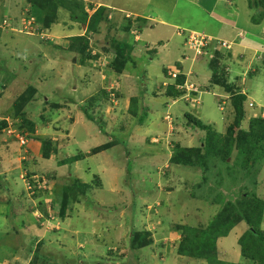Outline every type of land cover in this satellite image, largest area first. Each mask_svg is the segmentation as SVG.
Wrapping results in <instances>:
<instances>
[{
    "label": "rangeland",
    "instance_id": "1",
    "mask_svg": "<svg viewBox=\"0 0 264 264\" xmlns=\"http://www.w3.org/2000/svg\"><path fill=\"white\" fill-rule=\"evenodd\" d=\"M76 1L81 8L49 0L53 15L39 19L26 14L27 0H0V232L9 233L0 236V264H255L239 244L254 227L237 224L217 238L211 221L221 211L232 219L241 193L264 201V159L243 176L237 156L241 171L232 181L218 178L216 153L198 166L171 157L177 145L205 153L206 132L186 113L221 133L235 120L232 96L210 88L214 57L201 53L202 38L205 48L207 39V48L222 41L217 49L235 62L229 80L247 94L243 127L264 115V51L248 64L241 57L246 37L259 40L252 50H264L257 12L264 7H252L254 0ZM160 22L177 26L160 31ZM180 75L186 94L166 104L167 86ZM223 149L220 159L235 163ZM81 183L87 193L62 219L64 188ZM261 219L264 230V212ZM188 229L194 248L184 255Z\"/></svg>",
    "mask_w": 264,
    "mask_h": 264
},
{
    "label": "trees",
    "instance_id": "2",
    "mask_svg": "<svg viewBox=\"0 0 264 264\" xmlns=\"http://www.w3.org/2000/svg\"><path fill=\"white\" fill-rule=\"evenodd\" d=\"M65 4L68 7H71L73 4L77 8H81L82 5L80 2L76 0H64ZM27 3L30 5L29 10L27 11L28 16H35L36 18H41L40 14H47V15H53L52 12L49 10V0H27ZM251 3V2H250ZM251 6L257 7H264V0H254L251 3ZM259 18H264V12L258 11ZM39 14V17L36 15ZM254 23H259L258 19L255 17V15L252 17ZM245 41V50L241 54V57L243 59L242 64H248L249 60L255 58L258 56V54H254V46H258L259 40L255 38V36L246 37ZM220 44L218 43H212L210 48H205L207 54L213 55V61L211 63V70L213 71V81L212 85L213 87H210L211 89H214L218 87V89L221 92H224L226 94H230L232 97V106L235 111V120L233 123L227 128L226 133H221L216 131V129L212 125H208L201 121L200 119L193 117L192 115L186 113V117L192 121L200 130L206 132V136L204 139L205 145V153H202L201 148L202 147H181L180 145H177V147L174 149V154L171 157V162L173 164H179L184 166H198L204 163V159H208V157L216 153L217 156H214L219 160L222 165L218 167V178L223 179L226 175L232 181L235 180L234 174L235 172H240L243 170V176H246L251 168L254 166V163H256L259 159H264V115L259 114L257 116H252L249 120L248 128L246 129L244 126V120L247 117V112L245 110V102L247 101V94L244 93L241 88H238V86L229 80L230 78V70L232 68V64L235 63L234 61L231 62L230 60H233L232 57L230 60H227V58H224V54L222 53V50H218L217 46ZM85 47V46H84ZM264 51L263 49H260L259 52ZM225 52H228L227 54L232 55V51L228 49L225 50ZM87 58H97L98 55H90L89 53L86 54ZM248 57V58H246ZM222 58V60H221ZM117 64V63H116ZM176 84H170L167 86V93L166 96L169 98L166 102V104H169L170 101L173 99H179L184 94H186L185 87L178 88L179 85H183L185 82V77L183 75L178 76ZM106 94V92L104 91ZM228 94V95H229ZM107 95V94H106ZM230 97V96H229ZM228 97V98H229ZM136 98L133 99L132 105H131V111L136 115L138 112L137 105H136ZM84 113H86L87 117L89 119H93L88 111L84 109ZM148 114L144 113L143 116L140 118L139 122L142 124L145 119L147 118ZM26 121V120H25ZM28 129L32 132L36 131V125L33 121H27ZM39 136V135H38ZM40 138V137H38ZM51 143H49V146ZM225 146V158H232L233 154H235V163L231 164L230 162H227L224 159H220L222 157V154L224 152H221L224 150ZM203 149V148H202ZM44 154L46 156L50 153V148L47 150L44 149ZM247 155V156H246ZM219 156V157H218ZM241 157H244V161L238 162L237 167V160ZM235 171V172H234ZM86 183H81L77 186H69L65 187L63 190V204L61 207L60 216L62 219L65 218V212L68 210V208L71 207V202L74 200H78L80 198V195H84L87 193ZM242 202L236 201L235 203H238L233 207L235 208V216L232 217V219H228V221H224V218L222 215H224L225 212L221 211L219 214H217L211 221V225L218 224L217 226L213 227L212 235L213 237H222V235H226L232 228H234L237 224L246 223L249 227H254V230L249 228L248 232L239 239V244L241 246L240 252L242 253V256L245 258H248L252 260L255 264H264V230L260 229V220H262V214L264 212V201L261 198H258L255 196V194L250 195L248 197H244L241 193ZM241 202V203H240ZM51 204H53L51 202ZM241 204V205H240ZM45 209H41L43 211ZM46 215V218H50V215L47 214V211H43ZM220 219V220H219ZM255 219V220H254ZM219 220V223H218ZM223 222V224H221ZM191 227H189L190 229ZM185 230L186 232L183 233L179 251L186 255H191V252L189 251L192 249L194 243L192 237H190L187 234L191 235L190 230ZM3 232V231H2ZM0 232V236L3 234L6 235L9 233H2ZM202 236H206L205 238H201V240H205L209 236V231L203 229L202 230ZM206 234V235H205ZM208 235V236H207ZM216 238V239H217ZM11 239H14L13 237ZM203 243V241H201ZM194 248V247H193ZM16 247L11 248L8 254L11 253V255L14 253ZM9 256V255H7Z\"/></svg>",
    "mask_w": 264,
    "mask_h": 264
},
{
    "label": "crops",
    "instance_id": "3",
    "mask_svg": "<svg viewBox=\"0 0 264 264\" xmlns=\"http://www.w3.org/2000/svg\"><path fill=\"white\" fill-rule=\"evenodd\" d=\"M125 7V6H124ZM126 9H129V10H131V12H132V15L135 13V11L137 10V7H135V6H131V8H126ZM168 22V21H167ZM146 24H151V21H147L146 22ZM176 25V23L175 24H173L172 26L170 25V24H166V23H163V22H160L159 23V26L161 27V29H160V31H163V30H165L164 28H168V32L170 31V30H174V28H172V27H174ZM177 26V25H176ZM163 27V28H162ZM174 33H176L175 31H173V33L171 34V36H172V38H170V40L171 39H173V34ZM177 35V34H176ZM245 48H246V46H245ZM245 50V49H244ZM258 50H255L254 51V54L255 53H257L258 55L260 54V52L258 51ZM262 53V52H261Z\"/></svg>",
    "mask_w": 264,
    "mask_h": 264
},
{
    "label": "built area",
    "instance_id": "4",
    "mask_svg": "<svg viewBox=\"0 0 264 264\" xmlns=\"http://www.w3.org/2000/svg\"><path fill=\"white\" fill-rule=\"evenodd\" d=\"M195 35H196V34H195ZM191 36H192V39H193L192 41L195 42V44L199 43V42L196 41V39H195V37H194L193 35H191ZM212 39H213V38H212ZM190 40H191V39H190ZM202 40H204V38H202ZM202 40L200 41L201 44L199 45V48H200L201 51H202L201 53H203V52L206 53V50L204 49L205 44H203ZM209 42H212L211 39H210V40L207 39L206 47H207V45L209 44ZM223 44L226 46V42H224ZM219 46H220V45H219ZM201 53H199V54H201Z\"/></svg>",
    "mask_w": 264,
    "mask_h": 264
},
{
    "label": "bare ground",
    "instance_id": "5",
    "mask_svg": "<svg viewBox=\"0 0 264 264\" xmlns=\"http://www.w3.org/2000/svg\"><path fill=\"white\" fill-rule=\"evenodd\" d=\"M33 16V15H32ZM29 17H31V16H29ZM33 17H35V16H33ZM31 24H33V22H31ZM31 24L30 25H27V26H29V27H31ZM214 42H215V44L216 43H218V44H222V41H220V40H214ZM204 49H205V47H204ZM203 54H207V53H203Z\"/></svg>",
    "mask_w": 264,
    "mask_h": 264
}]
</instances>
